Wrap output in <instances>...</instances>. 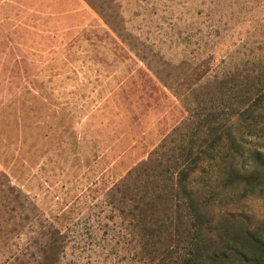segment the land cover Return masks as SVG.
Instances as JSON below:
<instances>
[{
  "label": "rangeland",
  "instance_id": "374dc122",
  "mask_svg": "<svg viewBox=\"0 0 264 264\" xmlns=\"http://www.w3.org/2000/svg\"><path fill=\"white\" fill-rule=\"evenodd\" d=\"M231 109L250 110L235 121L259 175L192 187L209 234L264 264V0H0V264H159L147 228L176 200L155 163L127 178Z\"/></svg>",
  "mask_w": 264,
  "mask_h": 264
},
{
  "label": "trees",
  "instance_id": "16d2710c",
  "mask_svg": "<svg viewBox=\"0 0 264 264\" xmlns=\"http://www.w3.org/2000/svg\"><path fill=\"white\" fill-rule=\"evenodd\" d=\"M249 111L231 109L220 112L214 110L202 118L198 115L195 122L194 120L191 121L193 134L191 133L188 141L181 139V142L178 143L175 138H172L173 146H168L171 141L166 139L153 151L148 160L130 172L127 178L128 181L139 177L143 169V174L148 176L150 175L148 169L155 163L156 169L152 175L160 179L159 184L160 181L163 182V185L157 188V193H169L176 200V208L173 207L171 215H167L170 218L169 223L156 220L147 228L146 234L152 240L150 244L153 246L155 253H158L161 257L159 264H239L257 262L243 249L244 247L241 246L238 240L229 241L223 236L214 237L209 234L205 204L202 203L200 193L192 187L196 173L207 174L211 170L219 175L225 174L226 170H231L239 176L259 175L255 159L249 158L253 155L264 154L262 148L259 146L255 148L251 152L252 156L248 158V162H244L242 160L245 155L243 139L246 135H244L238 121H235L240 118L239 116ZM226 119L231 121L227 123L224 121ZM250 127L253 130H251V134L247 135L253 136L258 125L254 124ZM184 129L185 127L180 125L175 130L184 132L186 130ZM178 150L180 152L176 153ZM155 182H157V179H155ZM148 205L149 202L146 201V207ZM184 218L191 222L190 229L187 230L188 232H180L179 229L174 235L169 229L176 225L174 224L175 221H178L179 225ZM163 231H168L167 236L171 238L162 242L160 235L163 234ZM250 236L258 241L255 235L250 234ZM172 239L174 241L176 239L179 244L178 247L170 242ZM159 243H162V246H159ZM172 246L176 249L172 250Z\"/></svg>",
  "mask_w": 264,
  "mask_h": 264
}]
</instances>
